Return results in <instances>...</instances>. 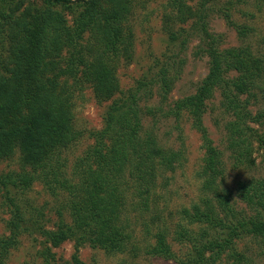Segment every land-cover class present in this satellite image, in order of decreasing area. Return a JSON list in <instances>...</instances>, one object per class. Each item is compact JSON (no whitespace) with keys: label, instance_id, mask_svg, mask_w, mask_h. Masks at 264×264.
<instances>
[{"label":"trees","instance_id":"trees-1","mask_svg":"<svg viewBox=\"0 0 264 264\" xmlns=\"http://www.w3.org/2000/svg\"><path fill=\"white\" fill-rule=\"evenodd\" d=\"M255 1L263 10L264 0ZM140 2L44 0L37 6L0 0V161L19 153L22 169L0 173L3 205L10 212L9 235L0 239V264L29 230L27 193L36 182L61 205L56 228L42 234L54 248L74 242L72 264H86L79 256L86 245L109 255L127 252L133 235L124 222L126 212H148L159 182L184 159L182 151L160 143L158 119L146 128V114L165 120L187 115L201 134L205 153L198 172L199 201L154 235L147 254L175 264H252L241 250L242 241L264 242V179L239 182L235 195L223 188V155L203 124L207 105L218 93L228 118L227 148L234 168L256 165L255 143L264 146L259 130L264 125V62L248 45L224 48L210 18L220 15L242 42L254 29L233 20L232 3L217 8L220 0H166L162 23L169 41L185 50L197 40L199 52L209 60V72L195 94L166 110L175 80L166 66L126 92L117 76L122 60L133 58V16ZM68 15L74 16L71 24ZM88 84L99 102L112 103L103 129L69 173L57 155L79 137L74 99ZM156 88L162 106L152 113L148 105ZM174 245L182 249L181 256ZM46 255L50 257L49 250Z\"/></svg>","mask_w":264,"mask_h":264},{"label":"rangeland","instance_id":"rangeland-1","mask_svg":"<svg viewBox=\"0 0 264 264\" xmlns=\"http://www.w3.org/2000/svg\"><path fill=\"white\" fill-rule=\"evenodd\" d=\"M166 0H141L133 16L134 54L130 62L119 65L117 76L122 92L133 88L136 83L151 77L163 66L170 71L174 78V86L164 103L167 110L173 103L186 96L195 94L201 82L209 72V60L199 52L197 40L190 42L185 50L179 44L169 41L163 26V14ZM27 3L41 6L44 0H27ZM233 20L237 24L249 25L254 29L252 35L242 42L236 30L230 27L220 15L214 14L210 18L212 30L223 37V47H238L248 45L254 55L264 62V9L260 10L255 0H220L218 7L230 6ZM73 15H68L69 23L73 22ZM158 88L155 90L153 101L148 105L153 108L162 106ZM112 99L99 102L91 85H85L76 92L74 99V127L80 133L77 141L70 147L58 152L61 163L69 173L77 159L84 155L94 143V135L101 131L105 124V116ZM264 104H262L263 106ZM261 107V105L259 106ZM257 108H253L256 111ZM146 114V112H145ZM154 118L158 119L157 136L163 145L175 151H182L184 159L177 165L173 173H166L159 182L154 202L148 212L135 211L130 208L124 217L130 225L132 233L131 246L124 254L109 255L104 250L92 248L88 245L80 249V259L86 264H175L174 261L148 255L146 247L155 243L154 235L164 228L180 220L183 209H190L199 201L201 196V182L198 172L204 163V149L201 134L193 128L189 117L185 114L181 118L163 119L160 115L146 114L145 126L150 129L154 125ZM228 118L220 107L219 94L207 105L203 116L204 127L216 147L223 155L225 164V179L223 188L236 194L238 183L248 179H264V146L255 143L253 168L235 169L232 153L227 148V132L225 125ZM264 135V125L260 127ZM21 172L20 155L17 153L11 159L0 161V173ZM27 217L29 230L21 238L19 245L12 249L5 264H72L75 243L65 242L54 248L47 242L44 231H52L59 220L60 202L51 197L42 183L36 182L27 193ZM242 207L241 205H239ZM42 215H40V214ZM10 212L3 205L0 193V239L9 235L7 223ZM69 222L68 219H65ZM169 243H173L169 237ZM47 250L51 255H46ZM241 250L248 252L252 264H264V242L251 238L244 239ZM177 255H182V249L174 245ZM227 264V263H226Z\"/></svg>","mask_w":264,"mask_h":264}]
</instances>
